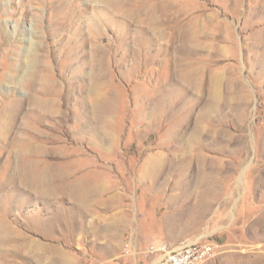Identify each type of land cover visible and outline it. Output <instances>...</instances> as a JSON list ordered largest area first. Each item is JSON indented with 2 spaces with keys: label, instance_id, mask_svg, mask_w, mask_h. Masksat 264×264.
I'll list each match as a JSON object with an SVG mask.
<instances>
[{
  "label": "rangeland",
  "instance_id": "obj_1",
  "mask_svg": "<svg viewBox=\"0 0 264 264\" xmlns=\"http://www.w3.org/2000/svg\"><path fill=\"white\" fill-rule=\"evenodd\" d=\"M162 239L264 264V0H0V264Z\"/></svg>",
  "mask_w": 264,
  "mask_h": 264
},
{
  "label": "built area",
  "instance_id": "obj_2",
  "mask_svg": "<svg viewBox=\"0 0 264 264\" xmlns=\"http://www.w3.org/2000/svg\"><path fill=\"white\" fill-rule=\"evenodd\" d=\"M218 247L213 241L183 240L172 246L166 240H158L150 247L151 252L158 253L152 264H203L217 253Z\"/></svg>",
  "mask_w": 264,
  "mask_h": 264
},
{
  "label": "bare ground",
  "instance_id": "obj_3",
  "mask_svg": "<svg viewBox=\"0 0 264 264\" xmlns=\"http://www.w3.org/2000/svg\"><path fill=\"white\" fill-rule=\"evenodd\" d=\"M155 9H153V13L156 14L159 13V17H161L163 15V12H164V8H162L161 6H153ZM150 8V7H149ZM147 8L145 9V13H149L150 12V9ZM174 14L177 13V12H173ZM173 15V14H172ZM171 15V16H172ZM148 16V15H147ZM170 17V16H169ZM155 18V17H154ZM154 18H151L150 16H148V19H151L153 24H155V20ZM166 20H168L166 18ZM159 22V21H158ZM165 21L163 20L162 23H164ZM157 24V23H156ZM177 36V35H176ZM178 36H182V37H189V38H194V34L191 32L190 28H187L185 31H183L182 33H180V35L178 34ZM177 38V37H176ZM189 63L185 64L186 66L188 65ZM191 70V69H190ZM189 70V71H190ZM194 74V72L190 71L188 76L192 77ZM218 82V76L214 79V83H217ZM44 252V251H43ZM41 253V252H40ZM62 255V254H61ZM63 257V256H62ZM63 259H65V257H63Z\"/></svg>",
  "mask_w": 264,
  "mask_h": 264
},
{
  "label": "crops",
  "instance_id": "obj_4",
  "mask_svg": "<svg viewBox=\"0 0 264 264\" xmlns=\"http://www.w3.org/2000/svg\"><path fill=\"white\" fill-rule=\"evenodd\" d=\"M156 258H157V257H156ZM156 258H155V260H154V261H156ZM154 261H153V262H154Z\"/></svg>",
  "mask_w": 264,
  "mask_h": 264
}]
</instances>
